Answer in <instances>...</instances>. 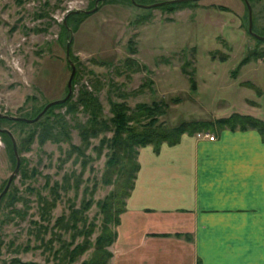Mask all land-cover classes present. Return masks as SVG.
<instances>
[{"label":"rangeland","instance_id":"rangeland-1","mask_svg":"<svg viewBox=\"0 0 264 264\" xmlns=\"http://www.w3.org/2000/svg\"><path fill=\"white\" fill-rule=\"evenodd\" d=\"M167 1L0 0V129L19 158L0 200V264H82L99 248L111 252L99 243L117 226L105 209L125 207L141 148L107 168L112 104L128 113L164 104L158 121L167 128L233 112L264 120V61L240 65L264 49L244 0L154 5ZM248 1L252 30L264 36V0ZM69 60L68 99L31 122L10 118L34 119L63 99ZM83 91L97 97L100 123L83 109ZM11 136L0 131V192L17 164Z\"/></svg>","mask_w":264,"mask_h":264},{"label":"crops","instance_id":"crops-1","mask_svg":"<svg viewBox=\"0 0 264 264\" xmlns=\"http://www.w3.org/2000/svg\"><path fill=\"white\" fill-rule=\"evenodd\" d=\"M210 134L139 149L107 264H264V141Z\"/></svg>","mask_w":264,"mask_h":264},{"label":"trees","instance_id":"trees-1","mask_svg":"<svg viewBox=\"0 0 264 264\" xmlns=\"http://www.w3.org/2000/svg\"><path fill=\"white\" fill-rule=\"evenodd\" d=\"M134 1L138 3L137 0ZM250 58L261 59L264 61V49H254L242 59L240 65L250 60ZM79 101L81 102L83 109L89 112L91 121L100 123V119L98 117L100 115L101 108L97 97L87 91H83L81 92ZM128 110V106L122 102L111 105V120L112 125L114 126V132L108 146L109 157L107 161V168H109V170H113L115 167H117V157L119 153L125 155V157L127 156L128 159V156L131 153L132 147L134 145L142 147L147 144H151L155 150H158L162 142H166L169 145L177 143L183 133L193 134L199 131L206 132L209 129L213 130L215 128H219V131L226 128L231 130H245L253 128L259 132L262 140L264 141V120L250 114L233 112L228 116L218 117L215 120H195L191 122H181L173 128H167L158 121V116L164 112V104H159L157 102H153L150 105L146 103H140L136 105L135 110L131 113H128ZM139 118H143V121H139ZM137 121L140 124L139 128L133 127L129 124L130 122L137 123ZM128 165L129 162L126 163L124 167ZM138 167L139 164H136V171L138 170ZM133 185L134 181L129 187V193L132 190ZM124 208L125 207L116 210V214L113 215L111 207L107 206L105 210H109L106 211L105 219L114 220L115 225H118V215L124 210ZM115 238L116 231L112 233L110 232L107 236L104 235V238H100L99 243L102 244L103 241H105L106 244H110L114 242ZM111 255V252L103 251L101 248H99V252L96 254L97 257L93 261L82 264H107Z\"/></svg>","mask_w":264,"mask_h":264},{"label":"water","instance_id":"water-1","mask_svg":"<svg viewBox=\"0 0 264 264\" xmlns=\"http://www.w3.org/2000/svg\"><path fill=\"white\" fill-rule=\"evenodd\" d=\"M182 1H185V0H171V1H167V2H161V3H158V4H154V5H159V4H163V3H172V2H182ZM131 2L134 3V4H138L134 0H131ZM244 2H245L246 7L248 9V31H249V33L252 34L253 36H255L258 39H264V36L258 35L255 32H253V30H252V11H251V6H250L248 0H244ZM138 5L147 6V5H142V4H138ZM96 9H97V5H95V7L93 9H91V10H89L87 12L90 13V12L95 11ZM69 14H71V13H69ZM69 14H67V15H69ZM68 54H69V43L67 44V48H66V55L68 56ZM69 63L71 65V74H70L69 80L67 82L68 92H67V95L63 99L55 100V101H52V102L48 103L43 108V110L39 113V115L36 118H34V119H27V118H22V117H10V118L16 119V120H20V121H25V122H31V121L36 120L51 105L56 104V103H62L63 101L68 99L70 97L71 93H72L71 82H72V78H73L74 73H75V68H74V66H73V64H72V62L70 60H69ZM0 131L6 132V133H8L11 136V133L7 129H0ZM11 140H12V144H13L14 154H15V156L17 158V164H16V167H15L14 171L10 174L4 189L0 192V200L3 197V195L6 193L8 187H9L11 181L13 180L14 176L16 175V173L18 171V167H19V158H18L17 151H16L15 141H14L12 136H11Z\"/></svg>","mask_w":264,"mask_h":264},{"label":"built area","instance_id":"built-area-1","mask_svg":"<svg viewBox=\"0 0 264 264\" xmlns=\"http://www.w3.org/2000/svg\"><path fill=\"white\" fill-rule=\"evenodd\" d=\"M197 136H204V137L208 138L209 140L214 139L213 135H211L209 132H205V131L197 133Z\"/></svg>","mask_w":264,"mask_h":264}]
</instances>
